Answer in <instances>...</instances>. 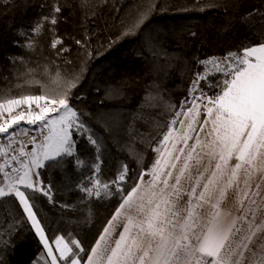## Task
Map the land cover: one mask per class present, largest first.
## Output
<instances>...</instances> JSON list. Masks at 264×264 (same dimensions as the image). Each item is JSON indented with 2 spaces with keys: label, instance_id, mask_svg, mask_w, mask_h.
Listing matches in <instances>:
<instances>
[{
  "label": "trees",
  "instance_id": "1",
  "mask_svg": "<svg viewBox=\"0 0 264 264\" xmlns=\"http://www.w3.org/2000/svg\"><path fill=\"white\" fill-rule=\"evenodd\" d=\"M260 43L264 0H0V98L58 97L75 81L70 104L89 129L76 135L73 156L37 170L48 195L22 189L49 241L60 235L90 250L120 196L89 197L81 187L127 166L130 190L191 99L201 62ZM215 79L199 88L209 92ZM0 237V264H51L14 195L0 198Z\"/></svg>",
  "mask_w": 264,
  "mask_h": 264
},
{
  "label": "snow or ice",
  "instance_id": "2",
  "mask_svg": "<svg viewBox=\"0 0 264 264\" xmlns=\"http://www.w3.org/2000/svg\"><path fill=\"white\" fill-rule=\"evenodd\" d=\"M33 31L39 33V23ZM201 63H211L222 74L209 85L212 94L197 87L205 79L198 74L189 89L191 99L182 101L168 121L167 131L152 149V165L133 180L130 190L124 187L127 166L108 182L89 178L93 187L82 186L81 191L91 197L95 190L98 198L102 193L119 194L120 202L90 250L77 239L69 243L57 235L51 244L58 257L19 186L48 195L36 170L73 156L76 135L89 131L70 104L76 83L68 81L58 97L0 98V137L8 141L0 145V157H7L9 149L16 153L0 163L5 184L0 198L18 199L51 264H58V259L64 264H264V239H259L264 236V218L256 222L264 214V43ZM53 82H60L59 73ZM24 124L35 126L30 150L22 141L20 147H12L17 137L33 130ZM88 140L97 143L91 136ZM12 161L18 167L5 171ZM230 190L236 193L237 215L222 206ZM245 225L247 233L240 235Z\"/></svg>",
  "mask_w": 264,
  "mask_h": 264
},
{
  "label": "crops",
  "instance_id": "3",
  "mask_svg": "<svg viewBox=\"0 0 264 264\" xmlns=\"http://www.w3.org/2000/svg\"><path fill=\"white\" fill-rule=\"evenodd\" d=\"M27 139H28L27 137H24V139H23V144H24V146L26 147L25 149H26V150H29L30 147H31V145L26 144V140H27ZM17 145H20V143L17 142ZM5 171H9V172H10L11 169H7V168L5 167ZM254 183H255V182H254ZM0 187H5L3 173H0ZM19 187L21 188V190L24 188L23 185H20ZM185 187H187V185H185ZM5 190H6V188H5ZM235 195H236L235 190H230V191L228 192V194H227V197H226L225 202H224L223 205H222L224 209H226V210L230 209V210L232 211L233 215H237V214H238L237 211H236L237 205H236ZM184 199L186 200L187 197H185ZM17 200H18V199H17ZM18 202H19V201H18ZM29 204H30V203H29ZM21 207H22V209H23V206H22V205H21ZM206 210H207V208L205 209V211H206ZM33 212H34V211H33ZM24 213H25V212H24ZM34 214H35V213H34ZM25 215H26V217H27V214H26V213H25ZM35 217H36V215H35ZM262 218H264V214H261V216L257 218V221H256V222L259 223V222H260V219H262ZM27 219H28V218H27ZM36 219H37V221H38L40 227L43 229V227H42V225H41V223H40V221L38 220L37 217H36ZM230 219H231V217H229V220H230ZM28 221H29V223H30L31 226H32V222H31L30 220H28ZM237 226L239 227L240 225L238 224ZM32 228H33V227H32ZM121 228H122V225H120V226L117 227V231H116V233L114 234V237H113V238H115V236H118L119 231L121 230ZM33 230H34V232L36 233V230H35L34 228H33ZM43 231H44V229H43ZM246 233H247V225L244 226V228L242 229L240 235H245ZM36 235H37V237H38L39 240H40V236H39L37 233H36ZM44 235H45V237L47 238L45 231H44ZM236 239L239 240V239H240V236H237ZM259 239H264V236H261ZM40 242H41V240H40ZM243 242H246V241H243ZM257 242H259V240H258ZM49 243H50V247L53 249V254L56 255V256L58 257L59 254L55 252V245H54V244H51L50 241H49ZM41 244H42V243H41ZM42 245H43V244H42ZM43 247H44V246H43ZM44 251H45V249H44ZM45 253H46V251H45ZM46 255H47V253H46ZM47 257H48V259H49L50 262H51V258H50L48 255H47ZM61 262H62V261H59V259H58V264H62Z\"/></svg>",
  "mask_w": 264,
  "mask_h": 264
},
{
  "label": "rangeland",
  "instance_id": "4",
  "mask_svg": "<svg viewBox=\"0 0 264 264\" xmlns=\"http://www.w3.org/2000/svg\"><path fill=\"white\" fill-rule=\"evenodd\" d=\"M214 58H215V57H214ZM216 58H217V57H216ZM221 58H223V57H221ZM210 59H211V58H210ZM210 59H208V60H206V61H209ZM203 66H204V72L201 74V76H204L205 79H203V80H201V81H206V80H208L209 78H216L215 80L217 81L218 79L221 78L222 74L216 72L214 66H213L211 63H209V64H207V65L203 64ZM201 81H200L199 85L197 86L198 88L201 87ZM214 84H215V83H214ZM198 92H199V91L196 92V95H197V96L199 95V94H197ZM37 111H39V109H37ZM22 123H23V122H22ZM24 126L33 129L31 132L35 131V130H34V129H35V126H28V125H26V124H24ZM29 139H30V138H28V139L26 140V144L31 145V144L29 143ZM31 147H32V145H31ZM31 147H30V149H31ZM30 149H29V150H30ZM36 171H37V170H36ZM91 187H93V184H92ZM93 195H95V190L93 191Z\"/></svg>",
  "mask_w": 264,
  "mask_h": 264
},
{
  "label": "built area",
  "instance_id": "5",
  "mask_svg": "<svg viewBox=\"0 0 264 264\" xmlns=\"http://www.w3.org/2000/svg\"><path fill=\"white\" fill-rule=\"evenodd\" d=\"M33 108H34V106H33ZM35 111H37V109H35ZM35 134H36V132L33 131V132H30L28 136H19V137H17V141H18V142H19V141H22V142H23L24 137L30 138L31 135H35ZM7 143H8L7 140H5L3 137H0V145H6ZM20 146H21V145H17V143H13V144H12V147H13V148H18V147H20ZM23 146H24V144H23ZM24 147H25V146H24ZM25 148H26V147H25ZM25 150H26V149H25ZM14 154H16V153H13V152L11 151V149H9V150H8V154H7V157H0V163H3V160H4L5 158H10V156H11V155H14ZM11 167H18V165L16 164L15 161H12V162H11V166H6V168H7V169H11Z\"/></svg>",
  "mask_w": 264,
  "mask_h": 264
}]
</instances>
